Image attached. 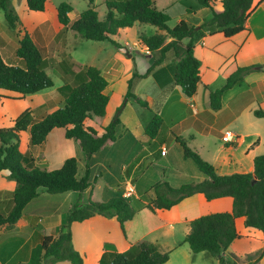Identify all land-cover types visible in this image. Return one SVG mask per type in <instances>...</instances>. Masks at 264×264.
<instances>
[{
  "label": "trees",
  "instance_id": "16d2710c",
  "mask_svg": "<svg viewBox=\"0 0 264 264\" xmlns=\"http://www.w3.org/2000/svg\"><path fill=\"white\" fill-rule=\"evenodd\" d=\"M25 1L29 11L45 13L50 0ZM193 1L196 6L187 8L189 14L201 8L212 10L211 18L200 28L213 27L225 39H231L246 30L245 22L252 11L253 0H221L223 10L220 13L212 9L214 0ZM106 7L107 13L100 19L93 0H89L88 9L70 20L72 6L61 3L55 9V17L63 29L69 28L79 38L94 42H112L111 37L117 36L119 31L131 29L135 24L155 27L158 31L154 35L139 36L140 44L155 56L147 72L162 63L175 60L174 85L181 89L186 98L195 96L201 83V62L195 57L193 47L195 29L184 21L170 29L169 13L156 9L152 0H109ZM0 11L3 12L8 28L16 30L18 34L14 62L5 61L0 52V91L11 95L2 97L23 100L27 96L51 89L54 83L47 73L40 48L22 26L11 7V0H0ZM185 39H188L186 44L183 43ZM3 46L4 41L0 39V49ZM57 66L63 80V85L58 89L63 97L62 105L42 119L34 118L33 111L26 109L13 121L12 126L0 128V173L8 171V179L16 183L11 195L12 209L8 213L0 210V233L11 231L19 225L25 207L40 195V190L47 195L67 192L81 195L95 182L90 181L89 164L81 177L78 176L77 160L74 157L66 159L60 168L48 170L36 164L30 147L41 146L53 130L62 129L65 139L77 143L89 163L91 157L104 145L116 141L115 128L120 122L118 117H114L108 126L102 128L101 134L86 125L87 120L102 118L106 114L109 103L106 93L108 81L101 71L93 66L84 67L80 63L69 62L66 58ZM251 72H254L252 66L237 67L220 88L211 90L206 87L209 91L210 108L220 110L223 93L232 89ZM142 78L133 74L128 81L124 102L118 110L124 106L125 101L133 99L139 107L152 111L148 102L138 98L133 92L136 83ZM253 116L264 119V107L258 105ZM162 123L161 116L154 113L145 128V136L154 139ZM25 133L29 135V146L24 142ZM175 141L181 146L183 157L190 159L206 179L179 187H172L167 181H158L151 187L152 198L145 208L152 214L170 211L196 194L203 195L207 202L231 198V212L212 213L190 221L183 243L189 246L193 256L205 253L219 264H238L223 257L232 243L242 238L236 230V220L243 218L246 228L260 231L264 237V155L255 157L254 171L251 174L219 175L184 139L175 137ZM135 215L136 210L131 202L119 194L106 202L75 204L69 210L59 234L56 237L42 236L40 243L31 250L26 264H84V256L72 244V224L83 223L95 217L114 219L122 236L126 238L125 224L133 220ZM32 226L39 231L37 224L33 222ZM135 249L134 256L127 253L110 255L105 252L99 264H165L169 260V252H161L154 243L139 242Z\"/></svg>",
  "mask_w": 264,
  "mask_h": 264
},
{
  "label": "crops",
  "instance_id": "0c3cea01",
  "mask_svg": "<svg viewBox=\"0 0 264 264\" xmlns=\"http://www.w3.org/2000/svg\"><path fill=\"white\" fill-rule=\"evenodd\" d=\"M214 1L212 5L213 11L216 13L222 12L221 0ZM152 2L156 7L155 1L152 0ZM194 6H196V3L193 0H167L162 9H158L157 7L156 9L166 11L175 18V25L173 27L180 21H184L195 29L193 37L194 55L201 62V83L197 88L195 96L186 98L181 89L174 85L175 60L162 63L149 73L147 72L148 70L142 74L132 70L128 71L129 73L126 75L120 73V91L113 95L111 93L112 97L109 95L110 83H108L106 93L109 96V103L106 108L105 116L101 118V128L108 126L110 117H112V114L109 113V106L112 105V99L115 97L118 99L113 108L117 106V109L123 104L128 90V81L133 74L136 73L143 78L136 83L133 91L134 94L138 98L147 101L150 108L156 107L157 105L154 106V104H156L158 100H162V103L157 106V113L161 116L163 123L156 137L151 140V147L152 144L159 143L158 151H160V156L167 157L168 155L164 143L166 139L171 143L178 144L175 141V137H181L187 144H190V142H194L200 137L199 148H197L196 151L204 160L215 168L219 175L251 174L254 171L255 157L264 155V119H258L253 116V111L258 105L264 107V71L255 70V67L264 65V0H253L252 11L245 22L246 30L231 39H225L224 36L218 33L213 27L200 28L204 22L211 18L212 10L201 8L194 13H187V8ZM57 25L61 26L57 20L53 23L45 15L41 16L39 27L36 30L43 32L45 29L42 27L49 26V28H51L52 26L55 31L59 29ZM136 25L137 24L133 27ZM173 27L169 28L172 29ZM123 31H120V33ZM29 34L31 35V33ZM187 42L188 39L183 41L184 44ZM138 43L141 53H144L145 57L151 60L153 64L155 56L150 54L140 42ZM17 45L18 41L16 42L14 51ZM127 53L128 58H130L129 53H132V58L128 61L130 63L134 59L133 52ZM120 64H122L121 60ZM251 66L254 67V72L249 73L232 89L223 93L220 110H212L209 106V91L206 87L211 90L220 88L225 82L219 85V77L221 80L226 81V78L237 67ZM163 72L167 73L165 84L153 80V84H155L153 91L156 95H145V93H142L141 90L146 79L149 77H157ZM27 98L28 96L25 99ZM132 102L135 106H133ZM43 107L44 104H40L37 105V107H28L27 109L33 111L34 118L42 119L47 114V111L45 115L40 118L37 117L36 111ZM128 107H130L129 111L134 113L137 112L139 118L145 116L144 121L133 122L130 114H128ZM21 113V111L15 112L13 108L9 109V107L0 110V128L12 126L13 121ZM109 114L111 116H109ZM153 115V111L143 109L139 107L133 99H129L125 101L124 107L120 113V127L124 129L128 128L130 129V133L135 134L132 141L138 140L148 145L149 141L145 136V128ZM226 131H230L235 135V140L231 143H224L222 141V136ZM25 134L27 138H24V142L29 146V135L28 133ZM129 136H131V134H129ZM151 147H148L149 150L147 149L149 156L153 155L155 152V150L152 152L150 151ZM30 150L35 157L36 164L48 170L60 168L63 162L72 156H75L74 158L77 160L81 151L77 143L65 139L64 130L62 129L53 130L48 135L44 144L39 147H30ZM72 150L76 151L78 155L71 153ZM163 151L165 153L162 155ZM97 153L95 155H97ZM95 155L91 157L88 163L89 166L92 160L97 157ZM129 169H124L126 175L131 174V172L129 173ZM91 172L90 170V175ZM8 175V171H2L0 173V210H4L7 213L12 209L11 195L16 188V183L9 180ZM202 175L205 178L194 183L205 180L206 176L204 174ZM93 190L94 188L90 187L85 190L84 193L87 194L88 192H93ZM71 193L74 192L52 195L54 198H49V202L46 203L35 202L40 195L32 200L25 207L23 211L24 216L19 225L11 231L0 233V264H26L29 261L31 250L40 243L42 236L56 237L66 221L69 210L75 205V195ZM133 196L134 195L128 198V200L130 201ZM112 197L113 194L111 193L105 195L106 200ZM105 198L100 200L104 202ZM232 203L233 201L229 197L207 202L203 195L196 194L183 200L176 208L170 210V212H157L153 215L158 214L163 218L162 216L165 213L164 220H166V218H171L173 216L171 211H175V213H177V219L176 221L172 219L170 225H173L174 222L185 223L186 220H188L187 224H189L190 221L200 217L199 215L201 214L208 215L212 213L231 212ZM204 205L211 207V210L206 211L207 213H199V211L197 213L196 210ZM146 210L145 208V210L136 212L133 220L125 224L126 238L123 237L124 244L122 247H120V242L117 243L110 237L111 232L108 231V227L110 228V225H112L114 230L111 231L114 238V225L117 223L114 219L95 217L83 223L72 224L70 230L74 249L86 258V247H76V234H80L81 231L85 229L86 243L90 244L91 241H93L92 238L94 233H96V231L102 232L104 229L102 237L98 239L96 243L99 249L95 264H99L105 252L110 255L127 253L130 256H134L136 254L135 245L139 242H143V238L150 233V230L140 228V226L143 227L144 223V220L140 218V213ZM33 222L39 226V231H36L32 226ZM165 222L166 221H161V224L158 226H161ZM116 225L118 226L117 231H119V236L116 235L119 238L120 228L118 223ZM235 226L238 234L242 238L234 241L226 253L223 254V257L235 261L238 264H264V253L262 254L264 247L263 234L260 231L246 228L243 218L237 219ZM157 227H155V229H157ZM90 235L92 237H89ZM159 240L161 239L154 238L149 242L158 245L161 252H172L176 250L178 246H182L181 244L170 246ZM106 245L108 247H105ZM199 254L195 256L192 254L191 261L194 262ZM203 254L205 259L210 261L211 264H219L216 259L208 257L205 253ZM170 260L169 257L168 262L165 264H169ZM56 264L70 263L58 262Z\"/></svg>",
  "mask_w": 264,
  "mask_h": 264
},
{
  "label": "rangeland",
  "instance_id": "374dc122",
  "mask_svg": "<svg viewBox=\"0 0 264 264\" xmlns=\"http://www.w3.org/2000/svg\"><path fill=\"white\" fill-rule=\"evenodd\" d=\"M107 1L109 0H93L94 9L100 19H103L107 13ZM154 1L158 9H162L167 2V0ZM61 3H68L72 6L73 11L69 14L71 20H74L81 12L89 7V0H50L47 4L46 12L42 14L29 11L26 7L25 0H11V7L18 15L22 26L27 32L29 31V33H31L33 40L39 46L45 60L47 73L52 79L54 86L51 89L28 96L27 99L23 100L5 99L2 96L11 95L0 91V110L9 107V109L13 108L15 112H24L28 107L33 108L37 107V105L44 104L42 109L36 111V114L38 115L37 117L40 118L45 115L46 111L49 113L60 107L62 105L63 97L58 89L63 85V80L62 73L57 65L63 58H66L69 62L80 63L84 67L93 66L98 68L108 83H110L109 95H111V93L112 95L116 94L120 91V73L126 75L129 73L128 71L132 70L135 72L138 71L139 74H142L151 67V60L147 59L144 53H141L138 43L140 35L145 34L146 36H152L158 31L151 25H136L122 33L119 31L117 36L111 37L112 42L83 40L69 28L63 29V27L59 25L57 26L60 30H55L56 32L53 30L54 28L52 26L51 28H49V26L42 27L45 29L43 32L36 30L39 27L41 16L46 15L53 23L57 20L55 17V9ZM170 17L171 19L168 23V27L171 28L175 25V18L171 15ZM60 32L63 33L60 34ZM0 39L4 41V46L0 49L2 57L7 62H14L13 51L16 47V42L18 41V34L16 30L8 28L2 11H0ZM127 52H133L134 59L130 63L128 61L132 58V53H129L130 58H128ZM120 60L122 64H120ZM166 75L167 73L163 72L157 77H149L146 79L141 90L142 93H145V95H156L153 91V87L155 86L153 80L165 84L167 80ZM218 82L220 83L219 85H222L225 80H221L219 77ZM117 100V97L113 98L111 101L112 105L109 106V113L112 114L109 124L114 117H118L120 121V113L124 106H122L120 110H118V108L116 109L117 106L113 108ZM161 103L162 100H158L154 106H159ZM132 104L135 106L133 102ZM157 106L152 107L153 113L158 111ZM129 109L130 107L127 108L128 114H130L133 122L144 121L145 116L139 118L137 112H131ZM110 114L109 116H111ZM86 123L90 127L98 129L100 134L102 133L101 118L95 117L91 120H87ZM129 134H131V136H129ZM134 135L135 134L130 133V129L120 127L119 122L115 128L116 141L104 145L101 149L102 151L100 150L97 155H95L97 157H94L95 159L92 160V163L89 166V169L92 171L90 175L91 182L95 180L94 184H92V187L94 188L93 192H88L87 194L83 192L81 195L78 193H71L75 195V204L84 205L88 201L103 202L100 199H104L107 193L113 194V197L117 194L122 196L126 186L128 184H133L137 187V190H135V193L133 194L134 196L131 198L130 202H132V206L136 212H140L145 210L146 203L152 197L150 188L158 181H167L172 187H179L184 184L201 181L205 178L190 159H185L183 157V150L179 144L171 143L166 139L164 143L168 155L167 157H162L160 156V151H158L159 143L152 144L151 147V139H148L147 137L146 138L149 141L148 145L142 143V141H132ZM24 138H27L26 134H24ZM199 140L200 137L187 145L196 151L197 148H199ZM148 147H151V152L155 150L154 154L151 156L148 155ZM71 153L78 155L74 150H72ZM79 154L80 156L77 158L78 175L82 176L85 174L88 163L85 155L81 151ZM127 168H130V175L125 174L126 172L124 169ZM49 198L54 197L52 195H47L44 191L40 190V196L35 202L46 203L49 202ZM108 200L105 198L104 202ZM210 210L211 207L204 205L196 211L197 213L198 211L199 213H207L206 211ZM164 214L162 216L163 218H161L158 214L153 215L147 210L140 213V218L144 220L143 227L140 226V228L150 230V233L143 238V241L149 242L154 238H157L161 239L159 241L165 242L170 246L181 244L182 246H178L176 250H173L172 252L169 251V257L171 259L169 264H211L210 261L205 259L203 253L199 254L194 262L191 261V251L188 245L183 243L184 238L189 231V226L187 224L188 220H186L185 223L174 222L173 225H170L172 219L176 221L177 213L171 211L173 216L171 218H166V220H164ZM202 215L203 214L199 216ZM161 221H166L161 225L162 227L158 226L161 224ZM116 224L114 225V238L111 231L114 230L112 225H110L111 229L108 227V231L111 232L110 237L117 243L120 242V247H122L124 239L121 231L120 237H117L119 231H117L118 226ZM155 227H157V229H155ZM84 232L85 229H83L80 234H76V247H86L85 249L87 250V253L85 264H95L99 249L96 243L98 242V239L102 237L104 229L102 232L96 231V233H94L92 238L93 241H91L90 244L86 243V235ZM89 237L92 236L90 235Z\"/></svg>",
  "mask_w": 264,
  "mask_h": 264
},
{
  "label": "built area",
  "instance_id": "2783aa9c",
  "mask_svg": "<svg viewBox=\"0 0 264 264\" xmlns=\"http://www.w3.org/2000/svg\"><path fill=\"white\" fill-rule=\"evenodd\" d=\"M235 140V135L234 134H232V132H230V131H226L225 133H224V135L222 136V141L224 142V143H231L232 141H234ZM165 152L163 151L162 152V155L164 154ZM135 190H136V187H135V185H131V184H128L127 186H126V189H125V191L123 192V194H122V197L123 198H130L133 194H134V192H135Z\"/></svg>",
  "mask_w": 264,
  "mask_h": 264
},
{
  "label": "water",
  "instance_id": "95a60500",
  "mask_svg": "<svg viewBox=\"0 0 264 264\" xmlns=\"http://www.w3.org/2000/svg\"><path fill=\"white\" fill-rule=\"evenodd\" d=\"M257 71H264V65L255 67Z\"/></svg>",
  "mask_w": 264,
  "mask_h": 264
}]
</instances>
